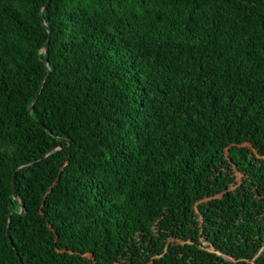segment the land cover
<instances>
[{"label":"trees","instance_id":"trees-1","mask_svg":"<svg viewBox=\"0 0 264 264\" xmlns=\"http://www.w3.org/2000/svg\"><path fill=\"white\" fill-rule=\"evenodd\" d=\"M47 1L0 0V264H264V0Z\"/></svg>","mask_w":264,"mask_h":264},{"label":"water","instance_id":"water-1","mask_svg":"<svg viewBox=\"0 0 264 264\" xmlns=\"http://www.w3.org/2000/svg\"><path fill=\"white\" fill-rule=\"evenodd\" d=\"M48 3H49V0L47 1L46 5L42 8V10H41V12H40V15L43 14V12L45 11V9H46ZM42 22H43V21H42ZM43 23H44V22H43ZM46 28H47V31L49 32V28H48V27H46ZM47 45H48V39H47V42H46V44H45V46H44V48H43V51H44V54H45V60H44V64H45V65H47V57H46V54H47ZM36 99H37V94H36L34 100L32 101V104H31V106L29 107V110L32 109V106H33V104H34V102H35ZM45 129H46V128H45ZM47 131H48V130H47ZM23 167H25V166H22V167H20V168H23ZM12 191H13V198H14V199H17V194H16L15 187H14V184H13V183H12ZM22 209H23V207H22V205H21V207H20V211H19V212H22Z\"/></svg>","mask_w":264,"mask_h":264}]
</instances>
